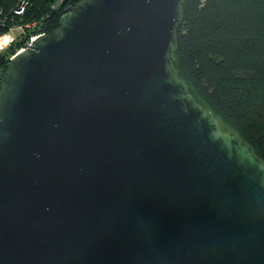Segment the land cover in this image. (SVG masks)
I'll return each mask as SVG.
<instances>
[{"label": "water", "instance_id": "1", "mask_svg": "<svg viewBox=\"0 0 264 264\" xmlns=\"http://www.w3.org/2000/svg\"><path fill=\"white\" fill-rule=\"evenodd\" d=\"M184 0H85L0 78V264H264V164L174 77Z\"/></svg>", "mask_w": 264, "mask_h": 264}, {"label": "trees", "instance_id": "2", "mask_svg": "<svg viewBox=\"0 0 264 264\" xmlns=\"http://www.w3.org/2000/svg\"><path fill=\"white\" fill-rule=\"evenodd\" d=\"M82 1L0 0V34L23 28L0 54L1 76L29 37L55 30ZM176 36L174 77L264 164V0H184Z\"/></svg>", "mask_w": 264, "mask_h": 264}, {"label": "built area", "instance_id": "3", "mask_svg": "<svg viewBox=\"0 0 264 264\" xmlns=\"http://www.w3.org/2000/svg\"><path fill=\"white\" fill-rule=\"evenodd\" d=\"M71 8V7H70ZM70 8H66L65 11H67L68 9ZM23 9L24 7H20V9L18 11H16L15 13L16 14H21L23 12ZM64 11V12H65ZM2 20L0 19V24H1ZM14 29H17L19 31V35L16 36V37H13L12 35H10V31L13 30L11 29L8 33L6 34H0V52H4L7 48H9V46L13 43H15L17 41V38L19 37L20 38V35L23 34V28L22 27H17V28H14ZM40 35H43V34H37V35H34V36H31L29 37L23 44V46L16 52H20L28 47H30L33 43V41L39 37ZM15 53V54H16Z\"/></svg>", "mask_w": 264, "mask_h": 264}, {"label": "rangeland", "instance_id": "4", "mask_svg": "<svg viewBox=\"0 0 264 264\" xmlns=\"http://www.w3.org/2000/svg\"><path fill=\"white\" fill-rule=\"evenodd\" d=\"M10 35H12L13 37H16L19 35V31L17 29L13 28V30L10 31ZM18 39H19V37H18ZM0 54H2V53L0 52Z\"/></svg>", "mask_w": 264, "mask_h": 264}, {"label": "crops", "instance_id": "5", "mask_svg": "<svg viewBox=\"0 0 264 264\" xmlns=\"http://www.w3.org/2000/svg\"><path fill=\"white\" fill-rule=\"evenodd\" d=\"M0 78H1V70H0Z\"/></svg>", "mask_w": 264, "mask_h": 264}]
</instances>
